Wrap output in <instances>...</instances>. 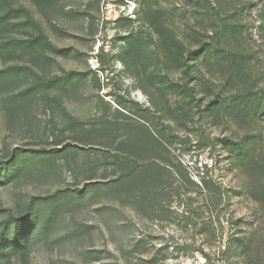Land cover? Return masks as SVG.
Here are the masks:
<instances>
[{
  "label": "rangeland",
  "instance_id": "obj_1",
  "mask_svg": "<svg viewBox=\"0 0 264 264\" xmlns=\"http://www.w3.org/2000/svg\"><path fill=\"white\" fill-rule=\"evenodd\" d=\"M14 4L60 52H0V264H264V0Z\"/></svg>",
  "mask_w": 264,
  "mask_h": 264
},
{
  "label": "trees",
  "instance_id": "obj_2",
  "mask_svg": "<svg viewBox=\"0 0 264 264\" xmlns=\"http://www.w3.org/2000/svg\"><path fill=\"white\" fill-rule=\"evenodd\" d=\"M47 1V0H45ZM15 0H0V52H5L6 49H9V52H12L14 56L20 54L21 56L25 54H35L40 52V54L48 58L50 54H55L60 52L44 34L41 25L32 17L30 11L23 6H15ZM16 28H21L24 31L28 29H33V32L27 31L25 37L23 38H5L4 34L14 30ZM48 52V53H47ZM34 84H37V87H44L46 89L53 87L56 82H62L63 85L70 78V74L67 73L62 77H54L52 79H44L37 74H34L33 77ZM29 90V89H28ZM27 89L25 91H28ZM31 90V89H30ZM256 104L258 101H255ZM124 157H119V161H127ZM15 159L11 158L6 161L0 167V174L8 175L15 170L16 164L14 163ZM127 166L129 163H122ZM203 193H207L205 189L201 190ZM216 201L220 198H214ZM212 206L210 205V208ZM215 207V206H214ZM13 219L7 221L9 224H13ZM23 242L20 233L17 230L13 231V245L11 247L0 246V251L12 250L17 251Z\"/></svg>",
  "mask_w": 264,
  "mask_h": 264
}]
</instances>
